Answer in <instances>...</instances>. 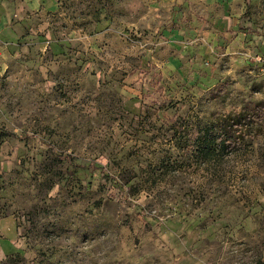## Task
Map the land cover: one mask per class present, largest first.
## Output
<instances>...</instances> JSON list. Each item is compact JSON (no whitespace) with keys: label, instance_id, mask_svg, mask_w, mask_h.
Here are the masks:
<instances>
[{"label":"rangeland","instance_id":"obj_1","mask_svg":"<svg viewBox=\"0 0 264 264\" xmlns=\"http://www.w3.org/2000/svg\"><path fill=\"white\" fill-rule=\"evenodd\" d=\"M0 264H264V0H0Z\"/></svg>","mask_w":264,"mask_h":264},{"label":"trees","instance_id":"obj_2","mask_svg":"<svg viewBox=\"0 0 264 264\" xmlns=\"http://www.w3.org/2000/svg\"><path fill=\"white\" fill-rule=\"evenodd\" d=\"M237 120L235 122L231 119L228 122L226 119H223L220 123H217V126H207L206 134L199 138L196 137L197 144L195 143L193 146L197 145L200 155L203 158L209 159L220 156L224 152L227 153L226 150L230 147L239 146L240 138L232 133L242 128L245 119L241 116ZM235 128L237 129L236 131ZM133 188H136V185L132 186L131 190Z\"/></svg>","mask_w":264,"mask_h":264}]
</instances>
